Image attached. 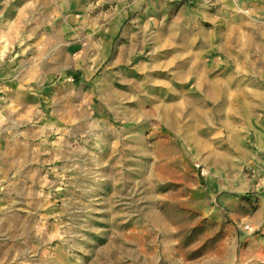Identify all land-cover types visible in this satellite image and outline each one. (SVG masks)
I'll return each mask as SVG.
<instances>
[{"label":"rangeland","instance_id":"obj_1","mask_svg":"<svg viewBox=\"0 0 264 264\" xmlns=\"http://www.w3.org/2000/svg\"><path fill=\"white\" fill-rule=\"evenodd\" d=\"M247 1L0 0V75L34 97L0 90V165L28 129L69 141L44 252L5 264H264V128L217 106Z\"/></svg>","mask_w":264,"mask_h":264},{"label":"crops","instance_id":"obj_2","mask_svg":"<svg viewBox=\"0 0 264 264\" xmlns=\"http://www.w3.org/2000/svg\"><path fill=\"white\" fill-rule=\"evenodd\" d=\"M245 4L247 15L254 21L246 29L247 51L243 57L227 55L223 60L217 58V106L230 111L231 118L237 115L236 112L239 114V110L243 111L245 116H241L247 125H251L249 121L252 119L253 126L264 128V0H248ZM259 16L262 20L255 23ZM56 67L54 64L44 66L47 73L53 72ZM5 74L0 75L2 98L13 104V107L17 104L20 107L18 111L27 109L31 106L30 98L34 99L27 86L28 74L15 76L10 71ZM43 130L28 129L25 140L19 138V142L24 141L25 144L21 147L22 152L10 154V158L9 154L3 153L1 157L3 165H0V169L5 171H0V264H5L7 254L10 255L9 259L12 254L21 260L24 254L30 252L31 246L36 252L41 250L42 253L46 246L45 223L50 216L47 208L62 193L58 186L59 159L62 158L63 149L67 150L69 141L62 136L59 140L53 139L52 144L56 145L48 146L51 154H44L46 145L41 136ZM4 142L7 143V139ZM252 157L257 159L255 164L259 167V173L264 174V154H252ZM53 215L59 221L62 220L60 214ZM8 233L11 237L6 241Z\"/></svg>","mask_w":264,"mask_h":264}]
</instances>
